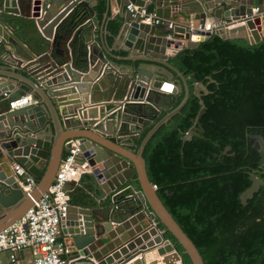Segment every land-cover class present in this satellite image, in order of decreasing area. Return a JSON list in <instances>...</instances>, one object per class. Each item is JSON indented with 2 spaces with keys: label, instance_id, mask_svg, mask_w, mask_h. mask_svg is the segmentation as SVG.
Returning a JSON list of instances; mask_svg holds the SVG:
<instances>
[{
  "label": "water",
  "instance_id": "95a60500",
  "mask_svg": "<svg viewBox=\"0 0 264 264\" xmlns=\"http://www.w3.org/2000/svg\"><path fill=\"white\" fill-rule=\"evenodd\" d=\"M133 1L151 6L164 20L157 24L133 20L126 8L128 0L118 1L123 19L119 37L130 53L120 57L127 63L117 69L112 61L117 56L103 45L104 30L97 25L94 0H0V230L18 220L47 191L73 140L79 149L75 162L82 168L76 181L80 188L69 181L65 184L67 207L60 233L71 245L68 264H125L137 255L140 258L130 264H183V254L167 232L191 264H204L193 241L158 197L143 150L190 95L187 78L169 59L181 49L195 48L212 32L189 31V23L179 21L172 29L166 26L179 15L200 24L206 19L233 21L219 34L255 44L264 37V13L255 14L254 8L260 10L264 0ZM71 10H77L80 19L86 16L85 20L73 28L70 22L61 28ZM12 16L31 18L45 41L37 46L25 43L8 25ZM191 79L197 97L208 93L204 83ZM106 89L104 98H94L95 92ZM26 93L37 102L13 109L4 102ZM199 104L201 111L202 99ZM162 111L166 113L153 123L137 149L128 148L122 139L132 132L140 136ZM192 134L188 129L182 141ZM247 136L254 140L264 164V131ZM14 163L35 177L29 192L23 190L26 181L15 174ZM249 178L251 184L239 195L244 206L263 185L253 173ZM11 254L1 252L0 261L4 264L3 257H8L10 262Z\"/></svg>",
  "mask_w": 264,
  "mask_h": 264
},
{
  "label": "trees",
  "instance_id": "16d2710c",
  "mask_svg": "<svg viewBox=\"0 0 264 264\" xmlns=\"http://www.w3.org/2000/svg\"><path fill=\"white\" fill-rule=\"evenodd\" d=\"M105 6L106 0H98V13ZM77 23L73 20L70 27ZM8 25L29 45L40 38L31 19L12 16ZM107 27L116 35L119 18L110 19ZM169 62L187 78L190 95L144 147L149 180L204 264H264V164L247 136L264 131V37L250 44L213 32L195 48L181 49ZM191 78L204 83L208 93L197 97ZM165 113L136 137L135 149ZM188 129L193 134L183 142ZM228 145L231 150L225 151ZM251 173L263 185L244 206L239 195L251 184ZM166 236L183 254V264H191L176 239L169 232Z\"/></svg>",
  "mask_w": 264,
  "mask_h": 264
},
{
  "label": "built area",
  "instance_id": "2783aa9c",
  "mask_svg": "<svg viewBox=\"0 0 264 264\" xmlns=\"http://www.w3.org/2000/svg\"><path fill=\"white\" fill-rule=\"evenodd\" d=\"M127 10L131 13V18L140 22L162 23L163 18L155 15L146 7H141L128 0ZM254 13L261 15L264 13V5L259 10L254 8ZM241 19L240 22H244ZM235 23L233 21L204 22L203 24L189 23V31L196 28L199 31L210 30L218 32L220 28H227ZM174 22L169 21L167 28L172 29ZM194 37L198 34H193ZM170 37V34H167ZM3 93V97H7ZM37 99L31 94L26 93L18 99L8 101L10 109L19 108L25 105L34 104ZM70 147L65 151L59 163L54 179L47 191L15 222L0 230V253L10 251L12 254L22 248H28L33 256L32 264H68L66 254L71 245L66 241L59 240L61 218L65 214L67 207V195L65 194V184L73 178L76 172H80L82 166L75 162V156L79 149L72 140ZM13 170L18 177H21L26 184L23 186L25 192H29L35 186L36 179L26 168L19 163L13 164ZM11 261H14L13 255Z\"/></svg>",
  "mask_w": 264,
  "mask_h": 264
},
{
  "label": "crops",
  "instance_id": "0c3cea01",
  "mask_svg": "<svg viewBox=\"0 0 264 264\" xmlns=\"http://www.w3.org/2000/svg\"><path fill=\"white\" fill-rule=\"evenodd\" d=\"M118 1L119 0H111L110 1V5H109V10L107 11V8L106 6L104 7V9L102 10L101 13H98L97 9H96V5L98 3V0H94V3H93V10L95 12V17H96V21H97V25H100V27H103V30H104V33H103V45L105 46V48L114 56H117V58L115 57L114 59H112V61L114 62V64L117 66V69H122L123 68V65L126 64L127 62L123 59V58H120V57H124V56H127L129 55V50L128 48L123 44L124 42V39H120L119 37V31L116 35L112 36L111 33H110V30L108 29L107 27V23L110 19H114V18H119L120 20V27L122 25V18H121V15L119 14V4H118ZM106 3H107V0H106ZM107 5V4H106ZM148 7H151V6H147L146 8ZM76 11L77 10H71L69 11L66 15H65V19L63 20V22L60 23V27L63 28L65 27V24L67 23H71L73 20L78 22L76 24V26L78 24L81 23L82 20H85L86 16H84L82 19H80L81 17L78 16V14H76ZM106 15V16H105ZM27 19H31V18H27ZM32 20V19H31ZM33 21V20H32ZM169 21H172V22H176V21H179V22H182L184 24H188V23H192V24H196L197 23V20L195 19H188V18H184V17H181L180 15L179 16H173L169 19ZM210 21L211 22V19H206L205 22H208ZM222 21V20H220ZM34 22V21H33ZM35 24V23H34ZM36 26V25H35ZM37 28V27H36ZM38 30V29H37ZM120 30V28H119ZM38 33H39V39H37V37L33 40H36L38 42L36 43H32L31 45H35L37 46L38 43H43L45 41V39L43 38L42 34L39 32L38 30ZM94 35L96 36V32L95 34H91V38L92 36L94 37ZM96 39H98V37H96ZM119 57V58H118ZM100 81V79H99ZM98 81V82H99ZM111 85V82L107 81V86H110ZM106 87V86H104ZM109 89H106V91H102V92H95L96 94H94V98L97 100V99H102L106 96L107 92H108ZM90 94L87 93V95ZM121 93L118 92V96L120 95ZM77 94L74 93L70 96H76ZM6 104L8 103V100H5L4 101ZM120 135H124L125 136V132H120ZM129 137H126V138H123L122 140L127 144V147L132 149V150H135V143H136V133L135 132H132L130 133V135H128ZM78 174L79 172H76L73 176V178H71V180L69 182H71L73 184V187L78 189L80 188L79 186H77V177H78ZM5 202V201H4ZM2 213V211H0V214ZM59 240L61 241H66L69 243L68 239L62 235L60 233L59 235ZM13 257H14V261H10L8 262V257H3L4 259V264H32V261H33V256L31 254V251L30 249L28 248H22L16 252H14L13 254ZM67 258V257H66ZM140 258V255H137L135 257H133L132 259H130L129 261H127L125 264H130L134 259H139ZM153 258V256H150L149 259ZM0 264H3L2 261H0ZM179 264V263H177Z\"/></svg>",
  "mask_w": 264,
  "mask_h": 264
},
{
  "label": "flooded vegetation",
  "instance_id": "af4514ba",
  "mask_svg": "<svg viewBox=\"0 0 264 264\" xmlns=\"http://www.w3.org/2000/svg\"><path fill=\"white\" fill-rule=\"evenodd\" d=\"M253 141H254L253 139H252V140L250 139V142H251V145H252V146H253ZM224 150H225V148H224ZM225 151H229V150H225ZM232 154H233V153H232ZM260 163H261V161H260ZM261 164H262V163H261Z\"/></svg>",
  "mask_w": 264,
  "mask_h": 264
}]
</instances>
